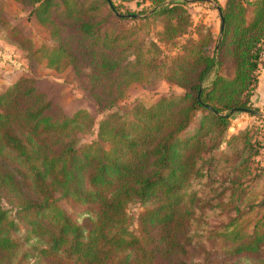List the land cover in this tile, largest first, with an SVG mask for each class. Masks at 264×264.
Returning a JSON list of instances; mask_svg holds the SVG:
<instances>
[{
    "label": "trees",
    "instance_id": "trees-1",
    "mask_svg": "<svg viewBox=\"0 0 264 264\" xmlns=\"http://www.w3.org/2000/svg\"><path fill=\"white\" fill-rule=\"evenodd\" d=\"M9 1L46 39L0 0L5 43L86 104L68 111L35 77L0 93V264H264V131L228 135L233 114L258 115L264 0H224L218 36L186 0Z\"/></svg>",
    "mask_w": 264,
    "mask_h": 264
},
{
    "label": "rangeland",
    "instance_id": "rangeland-1",
    "mask_svg": "<svg viewBox=\"0 0 264 264\" xmlns=\"http://www.w3.org/2000/svg\"><path fill=\"white\" fill-rule=\"evenodd\" d=\"M186 1H188L189 3L187 6V10L193 24H202L210 27L213 34L217 35L219 18L216 8L222 7L224 0H204L202 3H198L197 0ZM3 2L4 12L8 16L9 21L20 25L23 32L28 37L33 39V41L37 44L43 42L46 39V35L36 32L32 28L31 23L27 22L26 10L22 9L21 7H16L13 2L9 0H3ZM129 9L135 11L134 4H130ZM262 71L264 70H261L259 72L258 80ZM19 76L35 77L36 79L45 82L47 84L46 91L50 93V95H55L59 100H62V103H64V105L68 108V111H73L81 103L84 106L86 104L82 97V91L76 88L68 80L45 75L41 70L38 69L33 71V73L29 71L24 54H22L12 46L6 44L2 33L0 32V93L5 90V87L10 82H12L15 78H18ZM171 88L172 87H169L166 84H162L157 89V91H148L146 89H142L141 87L135 86L131 87L127 90L124 99L121 103H119L117 108H115V111L126 109L133 103H140L145 107H149L157 100L158 97L167 93ZM172 91L181 93L180 90H177L175 88H173ZM253 96L254 95L252 94L250 101ZM252 105L255 109L258 110L257 117L243 113L233 114L230 119L231 127L228 130V135L239 134L245 128H249L253 125L256 127H260L264 131V109L257 108L256 106H254V104ZM113 111L104 113L103 115H99L97 117V121ZM193 131L194 128L191 127L190 130L186 133V136L192 134ZM96 132L97 127L94 128L93 133L90 137L79 142V146L92 142L95 139ZM257 160L261 165L264 166V151L259 155ZM140 211L141 210L139 208H134L130 211V214H134L136 216ZM204 217L205 219H207V222L210 223L212 221L213 214L207 213Z\"/></svg>",
    "mask_w": 264,
    "mask_h": 264
},
{
    "label": "crops",
    "instance_id": "crops-1",
    "mask_svg": "<svg viewBox=\"0 0 264 264\" xmlns=\"http://www.w3.org/2000/svg\"><path fill=\"white\" fill-rule=\"evenodd\" d=\"M197 1H204V0H197ZM253 95L254 96L251 99V103L254 104V106H256L257 108L264 109V71L260 73L258 85Z\"/></svg>",
    "mask_w": 264,
    "mask_h": 264
},
{
    "label": "built area",
    "instance_id": "built-area-1",
    "mask_svg": "<svg viewBox=\"0 0 264 264\" xmlns=\"http://www.w3.org/2000/svg\"><path fill=\"white\" fill-rule=\"evenodd\" d=\"M261 59L264 60V45L262 46L261 49Z\"/></svg>",
    "mask_w": 264,
    "mask_h": 264
},
{
    "label": "water",
    "instance_id": "water-1",
    "mask_svg": "<svg viewBox=\"0 0 264 264\" xmlns=\"http://www.w3.org/2000/svg\"><path fill=\"white\" fill-rule=\"evenodd\" d=\"M216 10H217V12L219 13V8H216ZM221 29H222V20H221V26H220V31H221Z\"/></svg>",
    "mask_w": 264,
    "mask_h": 264
}]
</instances>
